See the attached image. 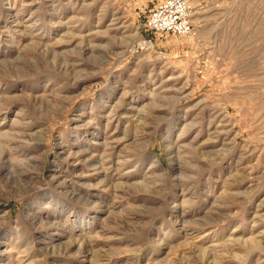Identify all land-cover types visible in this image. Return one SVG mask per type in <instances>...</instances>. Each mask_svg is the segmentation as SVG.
<instances>
[{
  "label": "rangeland",
  "instance_id": "1",
  "mask_svg": "<svg viewBox=\"0 0 264 264\" xmlns=\"http://www.w3.org/2000/svg\"><path fill=\"white\" fill-rule=\"evenodd\" d=\"M157 1L0 0V264H264V0Z\"/></svg>",
  "mask_w": 264,
  "mask_h": 264
},
{
  "label": "built area",
  "instance_id": "2",
  "mask_svg": "<svg viewBox=\"0 0 264 264\" xmlns=\"http://www.w3.org/2000/svg\"><path fill=\"white\" fill-rule=\"evenodd\" d=\"M191 0H158L150 9L145 28L151 33L190 35L195 27Z\"/></svg>",
  "mask_w": 264,
  "mask_h": 264
},
{
  "label": "bare ground",
  "instance_id": "3",
  "mask_svg": "<svg viewBox=\"0 0 264 264\" xmlns=\"http://www.w3.org/2000/svg\"><path fill=\"white\" fill-rule=\"evenodd\" d=\"M253 239V238H252ZM83 242H85V243H87V242H89V241H87V240H82V241H76V248H77V250L80 248V246H81V244H83ZM73 244H74V242H73ZM91 262V261H90Z\"/></svg>",
  "mask_w": 264,
  "mask_h": 264
}]
</instances>
